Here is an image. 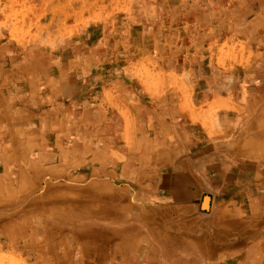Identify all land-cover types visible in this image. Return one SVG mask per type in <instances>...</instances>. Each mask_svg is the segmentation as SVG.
<instances>
[{
  "label": "bare ground",
  "instance_id": "6f19581e",
  "mask_svg": "<svg viewBox=\"0 0 264 264\" xmlns=\"http://www.w3.org/2000/svg\"><path fill=\"white\" fill-rule=\"evenodd\" d=\"M154 1L158 5L160 0ZM110 7L100 11L110 15L117 31L114 43L102 51L80 48L67 61H58L62 66L38 75L34 93L22 100L31 112L22 122L26 135L38 132L48 137L41 145L47 149L44 157L30 156L28 166L36 165L39 171L47 165L64 168L35 176L29 202L36 208L51 207L42 222L36 220L44 241L24 224L22 230L0 229V245L11 239L39 252L46 248L44 258L49 255L53 264H97L102 256L106 257L100 264H151V259L155 264H264V119L253 114L240 88L245 81L231 93L211 88L203 96L200 90L206 83L191 82L189 92L177 96L174 88H163L162 76L170 77L180 68L188 74L197 70L214 75L206 66L207 51L197 53L195 47L209 34L189 43L186 57L176 60L161 39L155 47L139 44L142 29L129 27L119 13L124 10L129 16L139 9L127 8L126 0H110ZM143 10L158 19L163 15L159 7ZM141 46L148 62L138 66L132 61L141 55ZM11 59L17 62V56ZM127 61L131 64L124 70ZM59 83L68 85L55 98ZM103 88L106 91L100 92ZM45 91L49 93L43 98ZM69 101L71 108L64 110ZM199 108L204 118L222 116L223 127L229 129H211L212 144L201 143L198 134L184 127L188 118L182 111L194 114ZM60 144L66 155L79 153L80 158L71 162L69 156L62 157ZM241 153L258 160L257 200L246 198L254 192L252 180L238 176L247 170ZM31 171L21 170L22 180L31 177ZM178 177L195 191L202 190L204 179L209 190L220 192L208 218L184 208L190 198L176 192ZM3 198L0 192V212L16 208H3ZM209 208L210 198L203 197L200 211ZM69 229L73 233L67 234Z\"/></svg>",
  "mask_w": 264,
  "mask_h": 264
},
{
  "label": "rangeland",
  "instance_id": "374dc122",
  "mask_svg": "<svg viewBox=\"0 0 264 264\" xmlns=\"http://www.w3.org/2000/svg\"><path fill=\"white\" fill-rule=\"evenodd\" d=\"M126 1L127 8L136 7L139 9L138 12L129 16L124 10L119 13L126 17L129 27L142 29L139 44L150 43V46L155 47L160 45L159 40L161 39L162 44L173 51L176 60L186 57L189 43L192 42L194 45L203 34H209L208 38L205 37L195 47L197 53L201 49L207 51L206 57L209 65L206 63V66L215 71L214 75H201L197 70L188 74V70L180 68L170 77L162 76L163 88H174L178 96H184L186 92H189L191 82L202 81L207 85L200 90L202 96L208 95L211 88L223 90L227 94L240 86L244 80L245 85L240 88L248 95L253 114L264 119V0H160L158 5L154 3V0ZM103 2L104 0H0V81L5 77H15L11 80L12 92L14 94L28 92L29 86L33 84L38 75L52 73L54 69L62 66V63H57L58 61H67L69 56L77 53L80 48H86L88 51L95 48L102 51L108 45H112L117 31L112 27L110 15L100 11L103 6L111 8L110 0ZM148 7L163 9V15L159 17L160 19L148 15L143 10ZM147 32L149 36H146ZM70 44H74V49H68ZM142 47L144 46L138 49L141 55L134 57L132 61L133 64L138 63V66L148 62ZM254 54L257 58L251 59ZM14 56H17V62L11 59ZM35 58L46 59V62L35 63ZM130 64V61L122 64L123 69L125 70V66L128 67ZM183 82H185L184 86ZM59 85L54 91L56 92L54 93L55 98L58 96L57 92H66L68 84L59 83ZM104 91H106L105 88L100 89V92ZM29 96L31 97L32 94ZM70 102L72 103L69 101L64 110L71 108ZM199 109L201 110L191 116L193 119L187 121L188 124L203 131L204 127L217 126L219 115L209 114L204 118L203 108ZM186 111L184 110L183 113L188 117L189 114ZM66 114H68L67 111L61 113L62 118ZM22 126L26 128V131L22 130L17 139H11L12 145L10 146L20 143L16 159L9 157L13 154L10 152L9 155L6 154L10 163L0 165V174L2 171L14 172L11 175L14 179L7 176L0 183L1 193L4 194L1 205L3 208L16 207L0 212V229L22 230L21 225L25 224L27 227L24 228L31 226L32 230H36L37 240L44 241L45 234L41 236L38 231L40 225H37L36 220L42 222V218L51 211V207L42 205L36 208L29 202L34 194L32 189L36 182L35 176L48 175L49 170L61 172L64 166L47 165L46 169H41L42 171H39L36 165L29 167L30 156L34 155L39 159L46 154L47 149L41 145L48 137L47 133L38 132L26 135L28 128L23 124ZM71 139H74L73 135ZM57 150L62 157L69 156L68 159L71 162L80 158L79 153L66 155L61 144ZM244 154L241 153L238 156L245 165L246 171L249 173L253 171L248 176L252 178L245 179V181L252 180L253 188L260 187V181L254 182V177L259 170L246 165L252 161L258 164V160L251 155L244 156ZM26 167L32 170V176L22 180L20 172L21 170L29 171ZM12 184H15V190L10 189L9 185ZM202 186L207 191L206 193H211L212 197L209 194L201 195V190L193 189L194 194L188 196L190 202L193 201L189 205L193 207L191 210L194 211L196 217L208 218L213 208L214 198L219 197L220 192L209 190V183L204 179H202ZM203 197L210 198L212 205L209 211H200ZM246 198L251 200L249 196ZM258 198L257 196L253 200ZM205 214L209 215L205 216ZM47 229L51 230V227ZM71 231L72 229H69L66 233H73ZM62 235H65V232ZM4 237L6 239L5 234ZM37 246H39L38 243ZM45 249L39 252L34 247L24 246L22 242L15 240L12 242L11 239L2 240L0 264H53L49 255L44 258ZM105 257H100L97 264L103 263ZM151 260V264L156 263V260Z\"/></svg>",
  "mask_w": 264,
  "mask_h": 264
},
{
  "label": "crops",
  "instance_id": "0c3cea01",
  "mask_svg": "<svg viewBox=\"0 0 264 264\" xmlns=\"http://www.w3.org/2000/svg\"><path fill=\"white\" fill-rule=\"evenodd\" d=\"M14 79H15V77H13V78H6L5 77L0 81V100H1L0 101V165L1 166H3L6 162L10 163L6 159L9 155L8 153H10V152H13V154L9 155V157L16 159V155H17L16 152L18 150L17 148H18L20 143L18 145L9 146L7 144V141L9 139H17V137L20 135V132L22 130L26 131V128H24L21 123L24 121V119L30 118L31 116H30V110H27L26 108H24L22 100H24L30 94L34 93V92H32L31 88L38 81V80L34 79L33 84L30 85L28 88V92H16L14 94L12 92L13 90L10 89L11 80H14ZM49 88H51V87H49ZM48 93H49V91H45L43 98H45ZM182 112H184V111H182ZM186 112H187V114H189L187 117L188 120L193 119V118H191V116L193 114H190L189 111H186ZM194 114H196V112ZM22 116H23V119H22ZM47 117H49L48 119L52 121V118L50 116H47ZM35 118L38 119V116H35ZM224 121H225L224 118L221 116V117H219V121H218L217 126H214V127L209 126L206 128L204 127V131L202 129L198 130L192 124H190V123L188 124L187 121H186V124L184 125V127H185V129L191 130L194 133L198 134V136L196 138H199L201 143L208 145V144H212L213 139H214V134L212 133L211 129H213L215 131L224 130L223 132H226V130H229V129H225L223 127ZM205 131H206V133H205ZM6 154H8V155H6ZM183 157H184V159L187 157L186 153L183 154ZM178 158H179V156H178ZM246 165H253L254 166L253 169H255V166L258 164L256 163V161H252L250 163H247ZM252 172L249 173L246 170H240L238 172V176L243 177V180H245V179L249 178L248 176L250 174H252ZM12 173H14V172L12 171ZM12 173L2 171V173L0 174V183H2L5 180V177H7V176L12 178V176H11ZM12 179H14V178H12ZM14 185L15 184L9 185L10 189L13 190ZM176 187H177L176 192H178L180 197L181 196H189V195L194 194V190L192 188L187 189L188 186L186 187V182L181 177L177 178ZM15 188H16V186H15ZM0 192H1V190H0ZM206 192L207 191L202 186L201 195L202 194L203 195L209 194L210 197H212L211 193H206ZM257 195H258V193L256 192V188H254V192L252 194H250L249 199L253 200L257 197ZM192 202L184 204V208L193 209V207H191L189 205ZM210 205H212V204L210 203ZM208 215L209 214H205V216H208Z\"/></svg>",
  "mask_w": 264,
  "mask_h": 264
}]
</instances>
